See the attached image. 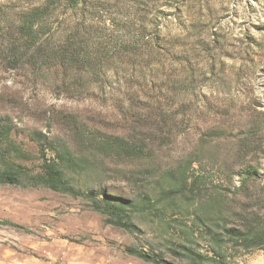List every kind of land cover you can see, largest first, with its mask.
<instances>
[{"label": "rangeland", "instance_id": "obj_1", "mask_svg": "<svg viewBox=\"0 0 264 264\" xmlns=\"http://www.w3.org/2000/svg\"><path fill=\"white\" fill-rule=\"evenodd\" d=\"M47 1L0 0V125L32 173L71 152L74 187L136 206L126 229L0 182V264H264V0H56L28 49L21 20ZM103 134L143 157L93 149Z\"/></svg>", "mask_w": 264, "mask_h": 264}, {"label": "trees", "instance_id": "obj_2", "mask_svg": "<svg viewBox=\"0 0 264 264\" xmlns=\"http://www.w3.org/2000/svg\"><path fill=\"white\" fill-rule=\"evenodd\" d=\"M55 3L56 0H48L44 6L33 10L22 18L19 27V34L24 38L28 49L33 48L41 39V36L47 33L46 27L39 22L50 15L51 11L55 7ZM69 3L71 4V7H75L78 5L79 0H69ZM48 57L49 55L46 52H42L39 55L37 62L45 61L49 59ZM22 58V56L19 57L21 60ZM66 59L67 53L61 49L59 51V60L64 61ZM9 132L8 128H2L0 125V158L1 160L3 159V161H1L3 162V165H0L1 183L19 184L24 181L26 182L25 184L31 186H45L53 190L72 195H83L87 200H89L90 207L94 211L107 216L105 219L107 223L121 228H130V213L134 212L133 207L136 206L134 201L116 198L115 200L117 201L113 202L108 197H102L99 199L101 193L98 192V190L96 191V189L89 188L88 192L85 193L84 191L74 187L66 174L69 171L75 170V166L78 165L79 159L71 152L67 154L58 153L56 160L52 159L50 162H45L41 167V171L32 173L30 169L16 161L23 158L25 153L10 140ZM91 142L93 149H97L108 156L116 158L117 160L137 159L142 158L144 155L142 145L136 141L128 140L123 136L103 134L101 138L92 139ZM4 156H6V159ZM164 193L165 195L167 193L166 197L170 196L169 191ZM142 204L144 203L142 202ZM240 238H242V245L246 248L250 246L258 247L262 245V242L252 245L254 244L252 239L257 240L256 236H244ZM133 254L147 262L155 264H171L161 258L158 259V257L153 254L145 252Z\"/></svg>", "mask_w": 264, "mask_h": 264}]
</instances>
